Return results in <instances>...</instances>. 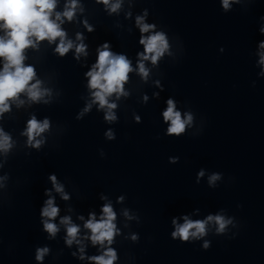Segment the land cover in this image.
I'll return each mask as SVG.
<instances>
[{
    "label": "clouds",
    "instance_id": "obj_1",
    "mask_svg": "<svg viewBox=\"0 0 264 264\" xmlns=\"http://www.w3.org/2000/svg\"><path fill=\"white\" fill-rule=\"evenodd\" d=\"M98 2L108 7L110 12H117L121 7L120 0H116L115 3H112V0H98ZM233 2H239V0H221L223 9L229 10ZM56 5L57 0H0V29L5 32L4 36H0V57L4 60L3 69L0 70V115L10 110L9 101L24 103L23 100H19L21 93L26 94L32 102H40L46 95L50 94L48 89L42 88V82L35 79V69L31 65L26 66L24 64L26 59L24 50L26 48H35L43 40L53 43L59 39L55 51L60 56H64L73 48H75L77 58L87 54V46L83 42L75 44L72 40L67 39L66 32L60 27L65 18L69 21L74 18L78 7L77 0H69L63 13L53 12ZM136 24L142 33L139 42L144 46V52L138 54V71L146 79L148 69L145 67L144 61H151L155 65L165 53H169L170 45L166 34L161 31H154L156 26L145 23L144 16H138ZM88 30L92 31L91 27ZM260 32L264 33V27L260 28ZM144 33L151 34L145 36ZM76 39L82 41L83 37L78 33ZM259 49V64L264 66V42L259 44ZM97 52L95 64L86 73L92 101L85 107L84 112L91 109L92 103L98 104L100 109L105 110L104 119L113 122L116 120L113 109L117 105L110 102L109 98L113 94L116 95L117 99L122 95H127L124 85L133 68L131 61L125 55L113 53L109 50L107 43L98 48ZM44 102L47 103V101ZM163 118L168 124L167 135L176 137L183 134L186 127L191 125L193 121V116L190 113L182 116L181 112L176 110V105L171 99L167 101V109L163 112ZM49 127L50 124L47 119L41 122L32 117L24 132V135L28 137V144L39 148L42 140L37 139V137H40ZM106 135L109 139H114L111 131ZM11 147V137L0 129V151L7 152ZM203 174L201 171L199 176H203ZM49 179L55 191L61 194L62 199L67 200L69 197L65 194L63 185L57 182L56 176L51 175ZM218 179H220V175L213 174L209 178V183L214 184ZM45 194L49 196V199L45 201L41 209L43 229L49 236L55 237L59 228L52 221L58 216L60 209L55 205V200L51 197L50 192L46 191ZM125 215L127 216L128 213L125 212ZM115 220L116 213L109 203L103 206L99 220L95 214H90L89 219L84 224V228L91 233V236L87 238L91 240L93 245L99 244L101 247L106 244L109 245L102 255L89 258L94 264H114V261L117 260L116 251L110 247L114 236L118 234ZM183 220L184 222L181 224L173 219L172 223L175 230L171 236L173 239L179 238L184 242L200 239L207 235L209 224H214L216 232L222 234L227 226L233 223L231 218H226L222 214L209 215L204 220H191L184 216ZM60 224L66 226V243L71 245L75 241L79 244L80 241L77 240L80 232L79 226L73 224L68 216L63 217ZM135 238L134 236L133 239ZM208 246V242L205 241L204 247L207 248ZM80 251L83 253L82 247ZM47 252L48 248L46 247L37 249L36 259L42 260ZM81 258L83 259V256Z\"/></svg>",
    "mask_w": 264,
    "mask_h": 264
}]
</instances>
